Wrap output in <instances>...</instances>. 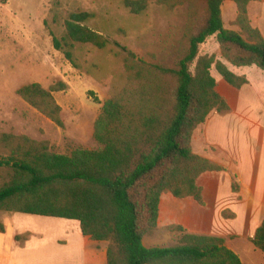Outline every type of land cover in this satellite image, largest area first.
<instances>
[{"label":"trees","instance_id":"obj_1","mask_svg":"<svg viewBox=\"0 0 264 264\" xmlns=\"http://www.w3.org/2000/svg\"><path fill=\"white\" fill-rule=\"evenodd\" d=\"M123 1L133 13L141 14L152 0ZM204 1L203 16L191 8L173 67L150 63L121 47L126 53L128 84L105 102L96 120L94 137L99 149L78 148L70 155L60 154L50 151L46 142L26 135L0 134V145L9 152L0 165L11 171L10 181L0 187V210L79 221L85 237L110 243L107 264H243L224 238L192 234L182 226L176 227L182 233L176 245L146 247L143 242L145 235L157 229L164 193L177 199L192 197L203 205L199 177L225 170L196 154L192 144L195 131L213 111H230L228 101L217 91L212 69L237 89L249 80L227 63L239 68L255 65L264 71V36L251 23V0H234L238 31L224 26L225 0ZM93 16L72 11L64 32L52 34L55 49L76 68L77 45L99 49L109 45L106 37L87 24ZM213 36L227 63L215 55L201 54ZM66 87L63 81L49 89L31 83L18 94L64 128L62 109L53 92ZM233 188L239 189L236 180ZM5 232L0 221V233ZM253 243L264 253V221Z\"/></svg>","mask_w":264,"mask_h":264},{"label":"rangeland","instance_id":"obj_2","mask_svg":"<svg viewBox=\"0 0 264 264\" xmlns=\"http://www.w3.org/2000/svg\"><path fill=\"white\" fill-rule=\"evenodd\" d=\"M254 1L257 2L254 13L256 17L258 13L259 17L261 15L258 21L262 19L260 29L264 33V13L261 14L264 0ZM229 4L224 2L225 17L227 28L233 30L236 25L232 21L233 14L230 16ZM192 7L203 16L205 1L169 0L168 4H159L152 0L141 14H135L123 0H0V134L26 135L46 142L50 151L60 154L70 155L78 148L99 149L94 137L96 120L105 102L128 84L126 53L121 47H127L150 63L173 67L182 48ZM78 10L94 14L87 24L106 37L109 45L104 49L90 44L77 45L75 59L79 68H76L55 49L52 34L60 36L69 13ZM201 54L215 55L226 62L216 36L202 46ZM212 73L220 83L225 81L215 67ZM246 77L263 85L264 71L250 68ZM59 81L67 84L65 90L53 92L62 109L64 128L18 94L27 84L40 83L49 89ZM252 110L260 113L264 108L259 104ZM8 154L0 145V160ZM10 179V169L0 165V187ZM168 199L176 198L169 192L162 195L157 229L145 235L146 247L173 246L182 236L176 229L181 225L167 220ZM0 221L6 227L1 236L17 232L15 239L21 243L32 238L38 240L27 253L41 264H48L41 252L53 248L55 240L65 243L66 248L59 245L66 250L68 258L79 255L88 239L82 235L77 220L0 210ZM100 243L107 249L110 244L108 241ZM0 264L8 263L3 258Z\"/></svg>","mask_w":264,"mask_h":264},{"label":"crops","instance_id":"obj_3","mask_svg":"<svg viewBox=\"0 0 264 264\" xmlns=\"http://www.w3.org/2000/svg\"><path fill=\"white\" fill-rule=\"evenodd\" d=\"M227 2H230L232 21H235L237 5L234 0H225ZM255 3L254 0L249 3V17L253 27L260 29L262 19L258 21L261 15L259 17L258 13L256 17L254 13ZM222 16L227 28L224 4ZM233 27V30H239L237 26ZM250 68L258 67H230L236 74L245 76ZM248 79L250 83L241 89L217 81L218 92L228 101L230 111H213L195 131L192 144L196 154L224 166L225 170L206 172L199 177L203 205L192 197L168 199L167 220L184 226L192 234L224 238L227 247L238 254L243 264H264V253L253 243L264 221V110L260 113L252 110L259 104L264 108V82L261 85ZM235 180L239 184L238 191L233 188ZM225 212L231 216H225ZM16 235L17 232L11 236L0 235V259L4 258L8 264H41L27 253L34 249L38 240L32 238L21 243L15 239ZM55 242L53 248L41 252L48 264H107V247L100 242L88 238L79 255L68 258L65 243L60 239Z\"/></svg>","mask_w":264,"mask_h":264}]
</instances>
